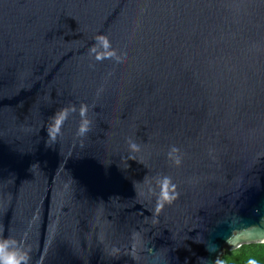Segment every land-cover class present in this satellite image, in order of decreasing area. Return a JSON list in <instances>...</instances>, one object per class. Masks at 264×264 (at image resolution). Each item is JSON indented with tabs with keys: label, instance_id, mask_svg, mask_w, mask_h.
<instances>
[{
	"label": "water",
	"instance_id": "water-1",
	"mask_svg": "<svg viewBox=\"0 0 264 264\" xmlns=\"http://www.w3.org/2000/svg\"><path fill=\"white\" fill-rule=\"evenodd\" d=\"M99 34L123 63L88 54ZM164 175L180 196L154 215ZM3 236L29 264H223L264 240V0H0Z\"/></svg>",
	"mask_w": 264,
	"mask_h": 264
},
{
	"label": "clouds",
	"instance_id": "clouds-1",
	"mask_svg": "<svg viewBox=\"0 0 264 264\" xmlns=\"http://www.w3.org/2000/svg\"><path fill=\"white\" fill-rule=\"evenodd\" d=\"M102 46V51H98L97 46ZM88 54L93 55L96 61H104V60H113L116 63H123L126 60V56H121L117 54V51L112 47L109 38L104 34H99L95 36L94 43L89 47ZM94 65H90L93 67ZM102 91V89H101ZM76 106L70 105L59 109L54 112L50 117V123L45 128L48 141H46V145L51 143H55L57 138L62 136V128L65 122L69 118L70 112H76ZM89 106L85 103H81L79 105V124L77 127L76 135L77 137L84 138L91 131L92 120L88 116ZM130 151L133 153L140 151V146L133 142L129 143ZM180 149L172 146L167 153L168 159L177 167L182 164V157L179 154ZM143 183V182H142ZM156 187L158 188V195H155V206H154V215H158L166 205L173 204L180 196V193L177 191V185L172 181V178L164 175L160 180L157 181ZM136 233H133V237H135ZM233 236L236 233H232ZM23 243L25 247L13 248L11 246L12 243L17 246ZM246 241L241 240L237 245V247L242 246ZM226 243H231V237H227ZM260 246L264 247V240L257 241ZM113 254H117L119 249H113ZM133 258H135V248H131L130 253ZM29 250L26 247V241L23 237L17 239L10 236L0 237V264H29ZM216 264H220V261L217 260ZM248 264H258L257 260L251 259L248 261Z\"/></svg>",
	"mask_w": 264,
	"mask_h": 264
},
{
	"label": "trees",
	"instance_id": "trees-1",
	"mask_svg": "<svg viewBox=\"0 0 264 264\" xmlns=\"http://www.w3.org/2000/svg\"><path fill=\"white\" fill-rule=\"evenodd\" d=\"M251 259L264 264V247L259 244L244 245L235 251H226L222 258L223 264H248Z\"/></svg>",
	"mask_w": 264,
	"mask_h": 264
}]
</instances>
